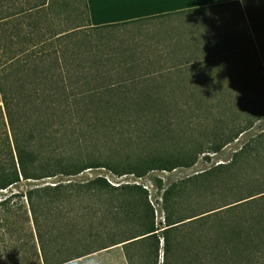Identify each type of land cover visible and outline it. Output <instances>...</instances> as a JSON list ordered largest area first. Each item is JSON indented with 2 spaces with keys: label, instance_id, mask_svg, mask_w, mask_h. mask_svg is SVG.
<instances>
[{
  "label": "trees",
  "instance_id": "16d2710c",
  "mask_svg": "<svg viewBox=\"0 0 264 264\" xmlns=\"http://www.w3.org/2000/svg\"><path fill=\"white\" fill-rule=\"evenodd\" d=\"M226 4L239 7L240 21L219 33L221 40L203 43L195 64L205 73L157 77L160 69H141L130 56L97 76L62 74L74 60L81 26H118ZM65 5L0 0V192L21 181L74 176L87 168L140 178L190 167L264 118V0L94 26L86 0V25L66 24L60 14ZM111 70L115 77L107 74ZM47 135L56 141L67 136L72 150L59 142L50 146ZM81 143L84 154L77 153ZM156 185L162 189L158 226L139 184L112 185L95 176L9 191L0 196V257L6 255L10 264H59L119 246L125 264H158L160 250V264H264V130L228 161L165 188L157 178ZM89 196L102 197L106 210L97 215L87 209ZM57 238L69 240L70 257L56 259L63 246L55 244Z\"/></svg>",
  "mask_w": 264,
  "mask_h": 264
},
{
  "label": "rangeland",
  "instance_id": "374dc122",
  "mask_svg": "<svg viewBox=\"0 0 264 264\" xmlns=\"http://www.w3.org/2000/svg\"><path fill=\"white\" fill-rule=\"evenodd\" d=\"M64 1H66V5L60 7L61 16L66 18L64 22L70 26L75 24L86 25L87 20L82 0ZM240 17L241 10L237 5L226 4L182 13H171L159 18L132 21L118 26H106L98 29L81 26L76 30L78 44L75 47L76 53L72 56L74 60L67 61L62 74L69 78L86 73L97 76L103 69L107 70L111 62L116 63L119 60H128L130 56L139 60L141 69H160L161 71L154 74L157 77L169 76L170 78H177L191 74H202L205 71L196 69L195 63H198V58L203 55V43L213 38L216 41L221 40L218 37L219 33L223 30H234L237 26L234 23L240 21ZM99 60L104 61V64H97ZM189 62L192 64H189ZM180 63H184V68L178 71L177 65ZM190 65L195 68H189L188 66ZM117 69L121 71L120 75H128L127 72H122L120 67H117ZM141 69L140 71L142 72ZM114 72L107 74H112L115 77ZM261 130H264V118L255 122L250 129L225 144L218 152L210 153L208 161L202 159L200 155L190 167H177L170 171H150L140 178H135L130 174L114 176L102 167L87 168L74 176L57 174L37 180L21 181L1 191L0 196L8 194L9 191H20L27 187L45 184L53 185L57 182L64 183L67 181L83 182L95 176H103L112 185L133 183L132 181L137 179L141 184L147 185L145 189L146 199L153 209L155 225H163V212L160 207L162 189L156 185L157 178L160 179L162 188H165L173 181L205 170L217 163L226 162L230 159L233 151L237 150L249 137ZM47 136L49 137L44 140L48 142L50 139V146H56L59 142L62 147H65L66 151L72 150L74 144L69 141L67 136L59 135L57 141L50 138L51 135ZM80 145V151L77 153L84 154V145L82 143ZM92 148L89 145L90 153L93 152ZM87 199L88 202L85 203L89 205L87 209L91 208L94 212H97V215L101 211L106 210V204L102 197L89 196ZM12 201L19 204L14 199ZM96 218L98 217L96 216ZM68 241L60 238L56 239V245H63L62 249L60 248L59 252L56 253V259L71 256L69 252L71 247L66 245ZM4 244L6 248L12 250L9 242ZM49 255L51 253L48 251L47 256L49 257ZM6 259L7 256L2 255L0 264H10ZM67 262L72 264H125L119 246L109 250L95 251ZM160 262L161 250L159 251L158 264Z\"/></svg>",
  "mask_w": 264,
  "mask_h": 264
},
{
  "label": "crops",
  "instance_id": "0c3cea01",
  "mask_svg": "<svg viewBox=\"0 0 264 264\" xmlns=\"http://www.w3.org/2000/svg\"><path fill=\"white\" fill-rule=\"evenodd\" d=\"M232 0H157L154 6L135 10L105 11L94 4V0H86L88 22L91 26L114 22L128 21L182 9L203 7ZM74 260V259H72ZM59 264H72L62 262Z\"/></svg>",
  "mask_w": 264,
  "mask_h": 264
},
{
  "label": "snow or ice",
  "instance_id": "6c2138e0",
  "mask_svg": "<svg viewBox=\"0 0 264 264\" xmlns=\"http://www.w3.org/2000/svg\"><path fill=\"white\" fill-rule=\"evenodd\" d=\"M157 0H94L99 8L105 11L135 10L154 6Z\"/></svg>",
  "mask_w": 264,
  "mask_h": 264
},
{
  "label": "built area",
  "instance_id": "2783aa9c",
  "mask_svg": "<svg viewBox=\"0 0 264 264\" xmlns=\"http://www.w3.org/2000/svg\"><path fill=\"white\" fill-rule=\"evenodd\" d=\"M134 184H139L142 188L146 189L147 188V185L145 184H141L140 181H138L137 179L133 180L132 181Z\"/></svg>",
  "mask_w": 264,
  "mask_h": 264
}]
</instances>
